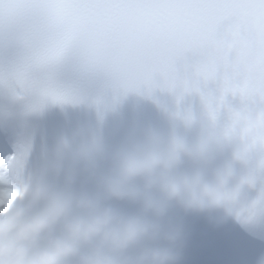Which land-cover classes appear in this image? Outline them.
<instances>
[{
    "label": "clouds",
    "instance_id": "obj_1",
    "mask_svg": "<svg viewBox=\"0 0 264 264\" xmlns=\"http://www.w3.org/2000/svg\"><path fill=\"white\" fill-rule=\"evenodd\" d=\"M234 141L181 112L167 132L148 129L113 147L99 127L57 136L0 212V264H181L187 233L174 209L236 211L230 167L206 178ZM239 151L236 143L234 159Z\"/></svg>",
    "mask_w": 264,
    "mask_h": 264
},
{
    "label": "snow or ice",
    "instance_id": "obj_2",
    "mask_svg": "<svg viewBox=\"0 0 264 264\" xmlns=\"http://www.w3.org/2000/svg\"><path fill=\"white\" fill-rule=\"evenodd\" d=\"M37 38L40 46L12 73L24 89L36 86L32 67L71 49L120 92L159 85L181 96L198 93L213 125L225 97H238L242 106L230 111L222 130L238 141L239 159L256 152L257 170H264V0H0V40L30 45ZM39 87L55 102L67 99ZM23 158L22 152L0 162V212L21 194ZM253 182L249 176L241 184ZM258 202L264 203V189L237 215L250 219Z\"/></svg>",
    "mask_w": 264,
    "mask_h": 264
},
{
    "label": "bare ground",
    "instance_id": "obj_3",
    "mask_svg": "<svg viewBox=\"0 0 264 264\" xmlns=\"http://www.w3.org/2000/svg\"><path fill=\"white\" fill-rule=\"evenodd\" d=\"M5 158H3V160H0V162L4 161Z\"/></svg>",
    "mask_w": 264,
    "mask_h": 264
}]
</instances>
